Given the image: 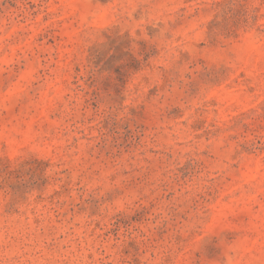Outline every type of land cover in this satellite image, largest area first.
<instances>
[{
    "label": "rangeland",
    "instance_id": "rangeland-1",
    "mask_svg": "<svg viewBox=\"0 0 264 264\" xmlns=\"http://www.w3.org/2000/svg\"><path fill=\"white\" fill-rule=\"evenodd\" d=\"M0 264H264V0H0Z\"/></svg>",
    "mask_w": 264,
    "mask_h": 264
}]
</instances>
